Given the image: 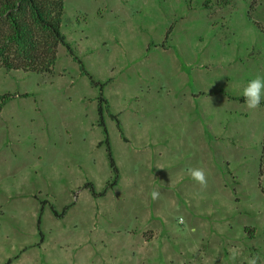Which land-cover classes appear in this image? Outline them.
Segmentation results:
<instances>
[{"label":"rangeland","instance_id":"rangeland-1","mask_svg":"<svg viewBox=\"0 0 264 264\" xmlns=\"http://www.w3.org/2000/svg\"><path fill=\"white\" fill-rule=\"evenodd\" d=\"M63 32L98 84L65 45L0 68V264H264V0H66Z\"/></svg>","mask_w":264,"mask_h":264},{"label":"trees","instance_id":"trees-1","mask_svg":"<svg viewBox=\"0 0 264 264\" xmlns=\"http://www.w3.org/2000/svg\"><path fill=\"white\" fill-rule=\"evenodd\" d=\"M65 6L66 0H0V68L26 73H52L58 62L60 47L65 45L80 64L82 73L98 84L63 32ZM12 97L14 94L0 95V101L5 104ZM109 105V100L102 95L99 100V124L106 135L107 154L114 178L103 192H97L94 183H88L87 187L95 196H103L109 188L116 187L120 179V168L105 122L106 112L116 120L121 133L122 124L119 116L110 111ZM69 208L70 205L66 206L63 213ZM12 262L13 259H10L8 264Z\"/></svg>","mask_w":264,"mask_h":264},{"label":"clouds","instance_id":"clouds-1","mask_svg":"<svg viewBox=\"0 0 264 264\" xmlns=\"http://www.w3.org/2000/svg\"><path fill=\"white\" fill-rule=\"evenodd\" d=\"M262 94H264V77L260 76L250 80L241 92L243 102L249 110H255L260 106ZM189 175L191 179L197 182L201 187L207 185V178L202 169H190ZM150 196L152 200H157L160 196V192L158 190H153L150 193ZM237 255L238 252L232 250L230 253V259L235 261ZM257 259V257H251L248 259L247 264H257Z\"/></svg>","mask_w":264,"mask_h":264}]
</instances>
